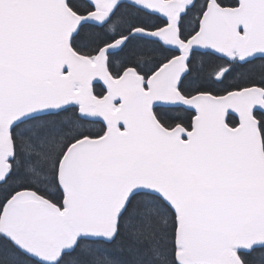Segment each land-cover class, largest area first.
Masks as SVG:
<instances>
[{
    "label": "snow or ice",
    "instance_id": "1",
    "mask_svg": "<svg viewBox=\"0 0 264 264\" xmlns=\"http://www.w3.org/2000/svg\"><path fill=\"white\" fill-rule=\"evenodd\" d=\"M0 264H264V0H0Z\"/></svg>",
    "mask_w": 264,
    "mask_h": 264
}]
</instances>
